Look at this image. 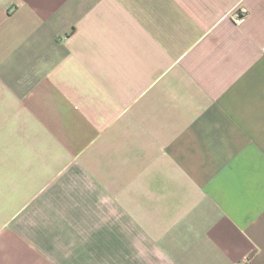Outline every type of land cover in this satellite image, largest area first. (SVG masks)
<instances>
[{
	"label": "crops",
	"instance_id": "crops-1",
	"mask_svg": "<svg viewBox=\"0 0 264 264\" xmlns=\"http://www.w3.org/2000/svg\"><path fill=\"white\" fill-rule=\"evenodd\" d=\"M0 264H264V0H0Z\"/></svg>",
	"mask_w": 264,
	"mask_h": 264
}]
</instances>
